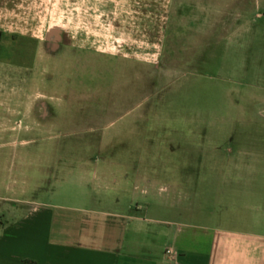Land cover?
Listing matches in <instances>:
<instances>
[{
  "label": "rangeland",
  "instance_id": "rangeland-1",
  "mask_svg": "<svg viewBox=\"0 0 264 264\" xmlns=\"http://www.w3.org/2000/svg\"><path fill=\"white\" fill-rule=\"evenodd\" d=\"M230 6L177 0L175 40L158 67L108 57L74 64L70 48L55 54L51 45L46 62L0 63V182L10 171L17 197L50 200L55 190L63 199L84 190L86 170L98 197L119 192L125 207L198 220L159 203L198 205L202 171L216 167L202 158L232 148L262 118L260 91L237 75L243 50L231 16L214 11Z\"/></svg>",
  "mask_w": 264,
  "mask_h": 264
},
{
  "label": "crops",
  "instance_id": "crops-1",
  "mask_svg": "<svg viewBox=\"0 0 264 264\" xmlns=\"http://www.w3.org/2000/svg\"><path fill=\"white\" fill-rule=\"evenodd\" d=\"M176 3L0 0V63L46 62L51 45L55 54L70 48L74 64L108 57L158 67L175 40ZM214 11L231 16L235 46L243 50L237 75L260 91L254 111L262 118L249 121L232 148L202 158L216 167L201 170L198 205L159 203L198 220L125 207L119 192L98 197L86 170L78 175L79 195L17 197L9 171L11 181L0 182V264H264V0H231L226 11ZM216 22L223 27L224 20Z\"/></svg>",
  "mask_w": 264,
  "mask_h": 264
}]
</instances>
